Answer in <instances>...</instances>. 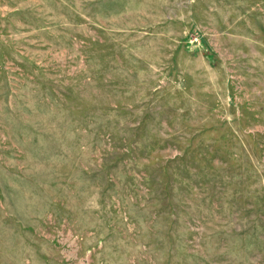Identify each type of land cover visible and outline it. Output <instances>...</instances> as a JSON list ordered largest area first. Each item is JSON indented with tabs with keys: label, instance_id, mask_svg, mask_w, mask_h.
Masks as SVG:
<instances>
[{
	"label": "rangeland",
	"instance_id": "rangeland-1",
	"mask_svg": "<svg viewBox=\"0 0 264 264\" xmlns=\"http://www.w3.org/2000/svg\"><path fill=\"white\" fill-rule=\"evenodd\" d=\"M0 264H264V0H0Z\"/></svg>",
	"mask_w": 264,
	"mask_h": 264
}]
</instances>
